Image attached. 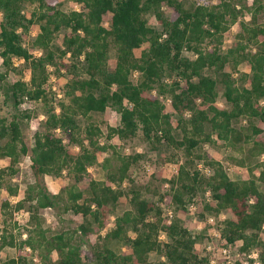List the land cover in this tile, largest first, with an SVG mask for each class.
<instances>
[{
	"label": "trees",
	"instance_id": "16d2710c",
	"mask_svg": "<svg viewBox=\"0 0 264 264\" xmlns=\"http://www.w3.org/2000/svg\"><path fill=\"white\" fill-rule=\"evenodd\" d=\"M72 1L78 6L65 10L60 0H0V88L9 70L16 68L13 58H22L29 77L15 79L6 92L15 105L41 99L46 106L43 129L33 133L30 146L33 166L41 174L59 175L67 170L73 178L56 192L48 191L39 180L30 181L15 202L2 195L0 250L11 245L16 253L0 264H29L26 247L38 257V264H85L83 238L91 239L94 234L101 238L91 245L96 264H210V253L196 250V240L206 235L209 226L194 234L174 213L167 221L162 205L172 202L176 208L186 209L194 195L207 189L212 202L204 201L200 216L206 211L218 219L219 213L230 210L232 214L222 219V236L238 243L240 252L261 244L264 139L257 134L264 130V0H202L188 7L181 0ZM26 4L32 5L29 13L24 11ZM106 13L108 23L104 22ZM147 13L156 17L159 28L148 24ZM234 23L239 24V30L233 43L223 49L225 32ZM31 24H37L38 30L28 46L23 36ZM62 29V43L52 47ZM146 41L148 45L137 55L134 49ZM111 47L116 54L112 68ZM35 48L41 53L35 54ZM242 61L247 62L248 70L234 76ZM49 65L55 73L65 70L69 75L64 95L56 103L47 83ZM134 70L138 71L137 80L131 78ZM166 73L179 78L167 83ZM218 83L228 104L225 107L216 103ZM165 94L170 96L169 105L160 98ZM108 106L115 108L120 118L104 131L91 119V112ZM80 116L87 121L82 124ZM23 117H30L28 109L12 113L9 119L0 117V157L9 161L0 166V194L2 187L10 194L17 193L18 183L10 180L19 175V162L29 149L21 126ZM241 119L247 124L237 127L234 122ZM176 128L179 136L174 133ZM139 129L152 148L166 142L181 149L184 160L168 178L169 189L159 202L144 197L138 186L130 184L131 207L116 214L113 224L101 234L110 221L107 206L125 193L122 182L131 179L129 169L143 155L123 152L120 143L111 138L133 137ZM214 133L242 153L230 157L245 165L249 176L231 177L211 149L203 147L206 142L215 143ZM198 160L209 167V173L196 167ZM98 162L105 169L103 178L88 171L89 165ZM255 166L260 167L257 173ZM153 175L166 178L160 171ZM81 180H87L86 187L79 185ZM57 204L81 216L82 221L49 233L40 209ZM22 210L29 211L25 237L21 231L13 232V226L19 225L12 218ZM161 231L165 240L159 238ZM111 240L123 242L126 248L113 249ZM152 251L164 255L165 260H151ZM259 257L264 264V244ZM236 264H242L241 258Z\"/></svg>",
	"mask_w": 264,
	"mask_h": 264
},
{
	"label": "rangeland",
	"instance_id": "374dc122",
	"mask_svg": "<svg viewBox=\"0 0 264 264\" xmlns=\"http://www.w3.org/2000/svg\"><path fill=\"white\" fill-rule=\"evenodd\" d=\"M61 1V7L65 10L75 8L78 6L75 4L74 1L72 0H60ZM184 6H191L194 2L196 1H202V0H181ZM212 2L216 0H210ZM249 2L251 0H248ZM32 5L31 4H26L24 6V11L26 13L30 12ZM2 16V13L0 11V17ZM148 24L159 28V22L156 19V17L152 13H147L146 14ZM263 19V17H260ZM109 21V14L106 13L104 15V22L108 23ZM38 30L37 24H31L29 26L28 31L26 34L23 36V43L25 45L30 46L32 39L35 37V34ZM239 30V24L234 23L231 28L225 32V35L223 37V42H222V48L225 49L227 46L231 45L235 39V33ZM65 30L62 29L60 33L54 38L52 47H55L56 45H60L62 43V36L63 32ZM148 45V42L146 41L141 47H136L134 49L135 53L137 55L140 54L141 49L145 46ZM35 54L41 53V49L35 48L33 50ZM184 53L189 56H193L191 51L185 50ZM115 49L111 47L110 49V58H109V67L112 68L115 64ZM1 56H0V65H1ZM13 62L16 66L15 69L9 70L6 78L2 81V84L4 85L3 88H0V117H6L9 119L11 117V114L14 112H18L21 109H28L30 112V117L26 118L23 117L21 118V126L23 129V134L25 141L29 147L27 153L22 156L20 162H19V168H20V173L18 176H12L11 178V183L17 182L18 183V189L16 194H9L6 188L2 187L1 189V194H0V203H1V197L3 194H6L8 197L11 196L13 199V202H15L18 198L22 197L24 194V189L27 185L28 182L34 181V180H39L44 183L46 189L50 192H56L59 190V188L68 183L73 181L72 176L67 172V170H63L62 173L59 175H50V174H41L36 171L35 167L33 166V162L31 159V150L30 146L33 143V133L38 130V129H43V120L45 119L46 116V106L44 102L41 99L37 100H24L23 102L19 103L18 105H15L14 103V98L13 96L6 92L7 88L9 85L17 78L20 77H25L26 79L29 77V68L27 66V63L22 59L18 57L13 58ZM49 69L51 71L49 78H48V87L49 89L53 92L55 95V91H53L51 85H55V87L59 89H64L63 85L66 82L67 78L69 77L68 74H66L65 70H62L61 73L57 74L55 73L52 69L53 67L49 65ZM248 70V64L246 61H242L239 65L236 71L233 72L234 76H238L240 71H245ZM207 72H209L208 69H206ZM80 72H81V67H80ZM138 71L134 70L131 73V78L133 80L138 79ZM179 77L175 74H169L166 73L164 77V81L167 83H171L173 79H178ZM179 81H181L179 79ZM182 83V81L180 82ZM218 88V94L216 97V103L219 106H227L228 104L225 101V98L222 94V85L218 83L217 85ZM50 91V92H51ZM63 97V96H62ZM167 97L170 98L168 94L165 95H160V98L162 101H164L167 105H169L170 101L167 100ZM57 99H59L58 96L53 97V102L56 103ZM264 102V101H263ZM59 106L56 104V107ZM175 118V116H173ZM119 118H120V113L113 107H106L105 110L103 111H95L91 112V119L96 121L101 125L104 131H106L107 125L112 124L116 125L119 123ZM79 121L83 124L87 121L86 117H79ZM255 123L258 126L263 127V123L259 120H255ZM234 124L237 127L240 126H245L247 124L246 119H241L239 121H235ZM174 133L176 136L180 135V129L176 128L174 130ZM213 137L215 139V143H209L206 142L203 144L204 148H209L212 151V154L214 157L219 159L223 164L225 169L227 170L228 174L233 177V178H243L247 177L250 175L249 170L245 165H240L234 160L231 159L230 155H236L240 156L242 153L238 150L232 149L229 146H227L222 139H218L215 135L213 134ZM257 137L260 139H264V130L259 132L257 134ZM101 141L105 140V137L102 136ZM111 141L114 143H120L121 145V150L125 153L128 152H134V151H139L142 152V157L138 159L136 163H134L130 169H129V174L130 178H126L122 182V186L126 190L125 193L119 198L117 203L111 204L107 206V209L109 211L110 215V221L109 223L102 228L101 234L104 233L112 224H113V219L116 214H120L124 209L131 207V204L129 202V194L127 191V188L129 187L130 184H133L135 186H138L144 197L152 200H156L159 202L160 195L163 194L166 190L169 189V182L168 178L175 175L177 172L176 170L178 169L179 164L184 160V153L181 149L172 146L171 144H168L166 142L160 143L158 148H152L151 144L145 140L142 136L141 130L139 129L137 134L134 135L133 137L125 138V139H119L118 137L114 136L111 138ZM69 147L78 149V146L76 144H69ZM246 153V151H245ZM264 156V154L262 155ZM260 156L258 158H255L253 162L258 161ZM257 159V160H256ZM8 164V158L0 157V166L7 165ZM196 167L199 168L203 173L207 174L206 171H203L201 167L203 166L201 162L198 160L196 161ZM260 169L259 166H255V172L257 173L258 170ZM88 171L91 172V174L96 177V178H103L105 177V169L103 166L100 164V162L89 165ZM155 171H160L162 177H166L165 179L162 178H157L153 175ZM79 185L84 188L87 185V180H81L79 181ZM19 188L21 189L19 192ZM260 188L264 189V184L260 183ZM197 197V208L194 210L190 209H182V208H176L174 203L169 202L165 203L163 202V210L164 213L167 209H172L174 215H177L181 218L183 223L189 227L192 233H201V231H204L207 226H209L206 229V235L201 236L196 240V250L199 253L206 254L207 252V245L210 243V241L214 244L213 249L210 250V254L216 257L217 255H221L220 253V243L218 239L212 240L211 237L209 236V233H207L209 230H211V226L209 224H206L204 221V215L206 211H203V216H200V212L202 209V204L204 201L207 200L208 194H206V191H201L198 192L197 195H194ZM10 199V198H9ZM11 201V200H10ZM12 202V201H11ZM20 212V211H19ZM17 212L13 216V220L17 221V225L19 226H13V222L11 223V226L14 227L13 232L16 231H21L22 237H25L26 233H24V223L27 220V216L29 215L28 210H22L21 213ZM40 213L44 217V225L47 226L49 229L48 232L52 231H57L61 230L64 228L68 227H73L77 226L81 221L82 217L76 214H73L70 211H66L62 208L61 204H57L54 206H47L44 208L40 209ZM208 213V212H207ZM225 217H228L232 214L230 210H223V213ZM166 216V214H164ZM202 221H201V220ZM3 221V214L1 212L0 208V227L2 225ZM222 222L221 218L217 219L216 224ZM205 223V224H204ZM9 225L8 227L11 228ZM201 227V228H200ZM162 232V231H161ZM17 233V232H16ZM132 233V231H131ZM258 235L261 241V244H256L253 247H251L248 251L246 252H240V257L241 258H247L248 253L250 252L251 249L257 250L258 252L260 251L262 245L264 244V227H262L258 231ZM166 239V234L165 236H162L161 240ZM101 241L100 236L98 235H93L92 238H83L82 242V248L85 250L86 257H84V262L85 264H96L94 258H93V253H92V241ZM110 246L119 251V250H124L126 248V245L123 242L116 241V240H111L109 242ZM237 249H239L238 243H234ZM27 257L29 260V264H38V257L32 252L30 249L28 250L27 248ZM16 250L14 246L11 245H5L4 247L1 248L0 250V262L5 260L8 257H11L15 255ZM55 256V254H53ZM149 258L153 261H158V260H165V256L162 255L161 253L152 251L149 254ZM251 260V258H249ZM169 264V263H166Z\"/></svg>",
	"mask_w": 264,
	"mask_h": 264
},
{
	"label": "built area",
	"instance_id": "2783aa9c",
	"mask_svg": "<svg viewBox=\"0 0 264 264\" xmlns=\"http://www.w3.org/2000/svg\"><path fill=\"white\" fill-rule=\"evenodd\" d=\"M53 91H55V96H58L59 98L64 95L63 89H59L55 87V85H51ZM167 100L170 101V98L167 97ZM262 100L261 102H263ZM56 111L59 110V106L56 107ZM202 164V163H201ZM201 169L203 171H206L207 173L210 172L209 167L207 166H202ZM178 170V169H177ZM176 170V172H177ZM206 194H208L207 201L212 202V198L210 196V191L209 189L206 190ZM13 196V195H11ZM10 196V200L13 202L12 197ZM197 197L193 196L191 200H189L186 204L187 209L194 210L197 208ZM219 213V218L223 219L225 218V215ZM16 214V213H15ZM165 214L167 215V221H170L172 218L173 210L172 209H167L165 211ZM201 220V219H200ZM202 221V220H201ZM206 224H209L211 226V230H209L207 233H209V236L211 237L212 240L218 239L220 243V254L214 257L213 255L210 254V264H236V259L241 258L239 249L236 248L233 242H229L224 236H222V233L220 232V228L222 226V222L216 224L217 219L216 216L212 213H205L204 215V221ZM205 224V223H204ZM264 227V224H263ZM201 228V227H200ZM210 228V227H209ZM162 236H165V232H160L159 238L162 239ZM214 244L210 241V243L207 245V252L210 253V250L213 249ZM29 249V247H26ZM247 258H241L242 264H261V260L259 257V252L257 250L251 249L250 252L247 254ZM251 258V260L249 259Z\"/></svg>",
	"mask_w": 264,
	"mask_h": 264
},
{
	"label": "crops",
	"instance_id": "0c3cea01",
	"mask_svg": "<svg viewBox=\"0 0 264 264\" xmlns=\"http://www.w3.org/2000/svg\"><path fill=\"white\" fill-rule=\"evenodd\" d=\"M8 162H9V161H8ZM20 190H21V189L19 188V192H20ZM9 194H10V193H9ZM13 195H14V194H13ZM9 198H10V197H9ZM21 212H22V211H20L19 213H21ZM27 217H28V216H27Z\"/></svg>",
	"mask_w": 264,
	"mask_h": 264
}]
</instances>
